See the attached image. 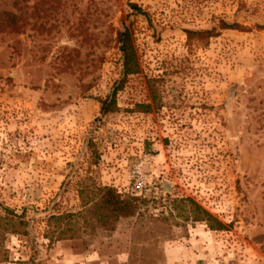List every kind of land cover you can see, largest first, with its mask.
<instances>
[{"label": "rangeland", "instance_id": "obj_1", "mask_svg": "<svg viewBox=\"0 0 264 264\" xmlns=\"http://www.w3.org/2000/svg\"><path fill=\"white\" fill-rule=\"evenodd\" d=\"M219 20L245 30L189 43L186 30ZM258 25L264 0H0V205L33 220L32 237H6L2 264H128L137 218L50 249L38 235L47 213L79 209L76 181L86 172L146 199L148 215L161 220L147 236L158 241L156 264H264ZM124 27L140 72L103 116L99 101L120 80ZM153 80L161 104L141 113ZM182 198L225 230L177 216L172 202Z\"/></svg>", "mask_w": 264, "mask_h": 264}, {"label": "trees", "instance_id": "obj_2", "mask_svg": "<svg viewBox=\"0 0 264 264\" xmlns=\"http://www.w3.org/2000/svg\"><path fill=\"white\" fill-rule=\"evenodd\" d=\"M134 10H139L133 6ZM10 22L14 23L11 17ZM264 30V26H257ZM217 30L244 31L245 28L236 22L228 23L219 20L217 26L207 31L186 30L189 43L193 40L207 39V42L217 37ZM116 42L121 53L122 69L120 80L117 81L109 94L100 104V114L105 116L117 110L116 95L122 90L127 77L140 72L138 56L133 43V34L129 28L124 27L117 32ZM158 81H149L148 90L150 104L136 105L141 113H149L152 106H160ZM90 144V143H89ZM98 154L95 158L98 159ZM76 194L79 200V209L76 211H52L45 215L44 227L38 233L42 239L47 241L46 248L50 249L55 243L71 240H82L87 236H95L98 232H114L121 220L137 218L134 226L133 251L130 253L128 264H156L159 260L157 251V239H149L147 236L156 232L161 220L148 215L145 210L146 199L130 194L120 193L115 187L102 185L94 182L93 177L86 172L85 175L76 181ZM172 210H177V216L189 220L192 223H205L212 231H223L225 225L215 216L202 208L198 203L189 198L173 200ZM32 221L27 217L26 209L21 212L15 209L0 205V264L9 260L8 250L5 247V240L8 235L32 237ZM139 247V249H138ZM137 249V250H136ZM36 252L35 247H32ZM34 257H31L26 264H33Z\"/></svg>", "mask_w": 264, "mask_h": 264}]
</instances>
